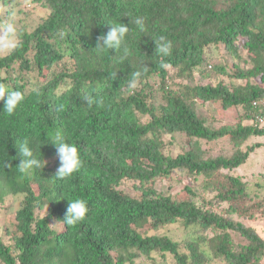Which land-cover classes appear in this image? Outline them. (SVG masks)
I'll use <instances>...</instances> for the list:
<instances>
[{"label": "trees", "instance_id": "1", "mask_svg": "<svg viewBox=\"0 0 264 264\" xmlns=\"http://www.w3.org/2000/svg\"><path fill=\"white\" fill-rule=\"evenodd\" d=\"M38 1L50 10L46 18L33 31L20 32L21 46L12 54L0 56V84L25 96L10 117L2 113L0 101V202L9 194L22 195L15 229L9 232L13 244L0 237V260L4 264H126L158 251L172 255L170 264H204L210 257L201 248L203 241L227 264L260 260L264 238L254 228L203 209L190 197L174 199L154 189L152 182L175 169L185 170L208 177L207 187L242 217L253 219L254 211L264 205L249 197L239 176L221 172L243 165L264 143L249 144L230 156L205 158L197 141L227 136L238 147L252 135L264 136V119H255L260 112L252 105L264 98V87L250 82L257 78L264 83V0ZM135 17L145 19L146 32H138L130 23ZM109 22L128 25L127 56L123 51L94 50ZM160 36L172 43L168 57L155 53L154 39ZM239 39L251 66H235L232 75L247 79L245 84L229 88L222 82L184 83L177 90L169 88L168 67L176 69L177 77L191 79L204 62L206 46L222 43L238 56ZM62 60L68 65L51 76L44 74ZM161 63H167V69ZM137 70L142 71L144 84L130 95L126 85L130 73ZM151 77L158 79L163 103L150 101ZM87 96L103 97L104 106L89 108ZM197 101L218 103L222 109L240 106L252 124L211 127L198 115ZM140 115L149 119L143 122ZM56 132L75 144L83 161L81 170L66 180L56 177L59 159L49 139ZM174 132L196 140L173 156L163 152L162 135ZM24 139L45 161L31 177L16 168L17 148ZM4 161L12 167H4ZM125 179L135 181L140 195L118 188ZM65 198L88 203L86 219L74 227L63 223ZM177 221L216 233L185 240L183 247L167 235L143 232ZM233 232L248 243L237 248Z\"/></svg>", "mask_w": 264, "mask_h": 264}, {"label": "rangeland", "instance_id": "2", "mask_svg": "<svg viewBox=\"0 0 264 264\" xmlns=\"http://www.w3.org/2000/svg\"><path fill=\"white\" fill-rule=\"evenodd\" d=\"M49 8L38 0H0V23L8 19V14H14L17 30L33 31L36 26L41 23L49 13ZM238 56L231 54L222 43L211 44L204 48V62L193 71L191 79H183L176 76V69L168 67L167 84L170 89L177 90L184 83L189 84H212L222 82L229 88L235 85L245 84L247 79H237L232 73L235 66L247 68L251 66L248 54L242 45V39L237 41ZM5 54H0L3 56ZM67 64L65 60L58 62L52 66L49 71H43L47 76L61 70V65ZM18 67V64L15 65ZM42 72V73H43ZM17 74V73H16ZM13 74V75H16ZM46 79V78H45ZM42 80V79H41ZM251 83L260 84L264 87V83H260L257 78H251ZM148 90L151 91L150 101L163 103V92L160 89V84L156 77H151ZM144 82L140 83L137 88L141 87ZM199 116L203 117L206 124L211 127H219L222 125H243L252 124V118H246V111L238 106L228 109H222L218 103L200 102L195 105ZM141 121L145 122L149 119L147 115H140ZM163 147L162 150L166 154L176 155L190 148L191 139L181 132L164 133L162 135ZM203 150L205 158L215 157L218 155L230 156L236 149L245 150L247 145L255 142L264 143V136H250L240 146H235L227 136L218 138L212 141L197 139ZM222 173L239 176L247 185L249 197L253 201H258L261 204L264 200V147H260L252 152L247 161L233 170L221 169ZM208 177L202 174L191 175L185 170L175 169L167 176H158L152 182V186L159 192L168 194L172 198L187 199L190 197L195 201L197 206L203 209H209L225 215L226 217L242 222L246 226L254 228V230L264 238V205L254 211V218L247 219L233 212L227 202L221 201L216 196V191L213 188L207 187ZM213 184L211 187H213ZM136 183L133 180H123L118 188L124 193L131 196H138L140 192L136 189ZM151 185V184H150ZM188 186L190 191L185 187ZM22 195H8L0 202V237L3 242L13 244L11 239L12 234L9 232L15 229V213L19 207ZM57 227V225H56ZM55 227V228H56ZM8 230V231H7ZM144 233L167 235L171 239L180 242L183 246L185 240L197 238L198 236L211 237L216 233L213 229L203 230L198 225L185 226L181 221L172 224H167L158 229H144ZM233 241L236 247L241 244H247L248 241L237 233H232ZM207 239V238H206ZM184 247V246H183ZM201 248L208 252L210 260L204 264H227V262L219 257L214 256L210 249L209 243L203 241ZM173 257L169 253L162 254L158 251H153L148 257H138L132 263L126 264H170L173 263ZM252 263V262H251ZM0 264H4L0 260ZM252 264H264V254L261 259Z\"/></svg>", "mask_w": 264, "mask_h": 264}, {"label": "clouds", "instance_id": "3", "mask_svg": "<svg viewBox=\"0 0 264 264\" xmlns=\"http://www.w3.org/2000/svg\"><path fill=\"white\" fill-rule=\"evenodd\" d=\"M130 23L135 24L138 32H146V24L143 17H135L134 20H130ZM107 25H109V30L106 34L97 37L94 50L97 53L105 50H115L116 53L123 51L124 55L127 56L129 50L126 46V36L130 31L128 25L121 22H109ZM154 41L156 54L162 58L171 55L172 43L165 36H160L158 39H154ZM20 46L21 38L17 30L14 14L9 13L8 19L0 23V54H12ZM160 67L167 69L168 64L161 63ZM142 75V71L139 70L130 73V78L126 85L128 94H134ZM112 76L116 79L117 72L112 73ZM33 91L36 95H40L38 89H33ZM24 100L25 96L22 91L11 90L0 84V101L3 102L2 113L9 117L13 116ZM86 104L89 108L93 106L100 108L104 106V98L87 96ZM49 139L50 143L56 147V154L59 159L56 177L66 180L72 177L74 173H78L83 167V161L75 144L66 142L59 132H56ZM17 149L20 161L16 168L21 175L31 177L37 170L44 167L45 161H41L34 155V150L30 147L28 139H24ZM3 166L7 168L12 167L9 161H4ZM65 199L68 201V204L63 223L69 227H74L86 219L89 212L88 203L86 200L80 198Z\"/></svg>", "mask_w": 264, "mask_h": 264}, {"label": "built area", "instance_id": "4", "mask_svg": "<svg viewBox=\"0 0 264 264\" xmlns=\"http://www.w3.org/2000/svg\"><path fill=\"white\" fill-rule=\"evenodd\" d=\"M252 105L254 107H257L259 109V114H256L255 115V119L258 121V122H262L263 119H264V98L262 99H259V100H254L252 102Z\"/></svg>", "mask_w": 264, "mask_h": 264}]
</instances>
